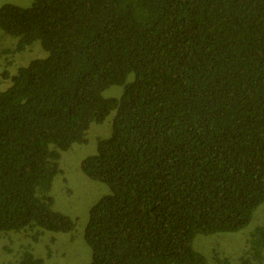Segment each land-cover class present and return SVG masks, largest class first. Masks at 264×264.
<instances>
[{
  "label": "trees",
  "instance_id": "trees-1",
  "mask_svg": "<svg viewBox=\"0 0 264 264\" xmlns=\"http://www.w3.org/2000/svg\"><path fill=\"white\" fill-rule=\"evenodd\" d=\"M0 28L47 52L0 90V235L74 228L50 195L60 151L110 112L80 164L111 190L89 212L87 264H208L195 236L250 222L264 202V0L6 2ZM253 237L240 264L264 260V226ZM9 264L51 263L25 250Z\"/></svg>",
  "mask_w": 264,
  "mask_h": 264
},
{
  "label": "rangeland",
  "instance_id": "rangeland-1",
  "mask_svg": "<svg viewBox=\"0 0 264 264\" xmlns=\"http://www.w3.org/2000/svg\"><path fill=\"white\" fill-rule=\"evenodd\" d=\"M6 2L29 6L33 0H0V7ZM17 43V37L0 28V72L7 74L6 78L0 79V90H5L12 84V76L17 73L19 67L26 66L34 58L47 56L39 41L22 50H16ZM121 92L120 86L112 85L104 90L103 95L119 96ZM114 115L115 112H110L102 122L90 123L85 143H74L67 150L60 151L61 172L57 173L52 181L50 195L53 198V209L70 216L75 221L74 228L68 232L43 230L42 234V230L37 231V228V234L35 230L28 228L19 233L5 232L0 235V264H9L10 261L18 259L25 250H31L37 257L43 256L46 262L51 264L90 262L91 250L84 239L89 212L91 207L111 190L107 184L86 176L81 171L80 164L83 159L96 152L98 138L111 135ZM259 226H264V202L255 209L250 222L243 229L197 234L193 240V248L206 256L208 264L214 261L217 252L223 257L226 256L229 264H240V256L251 246L255 248L256 239L253 233ZM6 258L8 261L4 262ZM256 263L264 264V260Z\"/></svg>",
  "mask_w": 264,
  "mask_h": 264
}]
</instances>
